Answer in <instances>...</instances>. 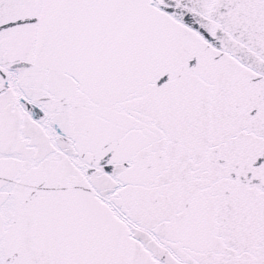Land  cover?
Returning a JSON list of instances; mask_svg holds the SVG:
<instances>
[{
  "label": "snow or ice",
  "instance_id": "obj_1",
  "mask_svg": "<svg viewBox=\"0 0 264 264\" xmlns=\"http://www.w3.org/2000/svg\"><path fill=\"white\" fill-rule=\"evenodd\" d=\"M0 264H264V0H0Z\"/></svg>",
  "mask_w": 264,
  "mask_h": 264
}]
</instances>
